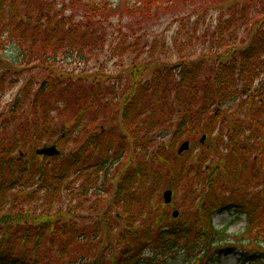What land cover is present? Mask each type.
<instances>
[{
    "label": "trees",
    "instance_id": "16d2710c",
    "mask_svg": "<svg viewBox=\"0 0 264 264\" xmlns=\"http://www.w3.org/2000/svg\"><path fill=\"white\" fill-rule=\"evenodd\" d=\"M188 7L198 18L193 34L181 21L176 64L171 49L154 57L157 42L144 59L149 45L129 44L123 26L110 41L116 18L143 28ZM109 53L132 63L108 75ZM4 55L15 68L0 59V264H210L228 238L217 213L245 215L246 234L264 244V0H0ZM91 63L102 69L62 67ZM200 134L217 146L178 155ZM52 145L59 156L36 154ZM190 177L202 199L178 219L151 208L164 189L178 200ZM84 209L93 215L81 224ZM247 259L264 264V251Z\"/></svg>",
    "mask_w": 264,
    "mask_h": 264
},
{
    "label": "rangeland",
    "instance_id": "374dc122",
    "mask_svg": "<svg viewBox=\"0 0 264 264\" xmlns=\"http://www.w3.org/2000/svg\"><path fill=\"white\" fill-rule=\"evenodd\" d=\"M114 5H120L124 0H111ZM137 2V0H128V5H134ZM197 8L195 7H188L185 10H181L180 12L173 13V14H166L165 16H160L157 20L149 23L147 26H144L143 28H140L139 26L136 25L134 22H130L129 19L124 21V24H120L119 18H116L113 20L114 28L110 29V33L114 34V38L111 39L110 41H116L119 38V35L117 33V29L120 26L124 27L125 33H129V41L128 43H133L136 41V39L141 36L142 38V46L149 45V48L146 50V57L144 59H148L151 56V49L153 45L157 42L158 43V49L156 51V54L154 57L160 58V57H169V51L170 49L172 50L173 54L171 55V58L169 59V63L176 64L178 63L179 56L177 54V50L174 46L175 39L177 37H180L183 40H186V37H184L182 34L179 36V31L181 29V21L185 20V25H186V31L183 34H193V23L197 20L198 16L196 15ZM219 12L218 11H210L208 19H206L207 26L209 24H212V21H214L218 17ZM189 20L190 23H189ZM131 27H135V31H137L136 36H132V31ZM141 29V30H140ZM204 31V28L200 29V33ZM147 35L145 36V34ZM119 41V40H118ZM110 55L109 58H105L106 60L103 63H107L104 72L108 75H119V73L122 74L123 70L129 66L132 61L129 58V56H124L123 59H118V58H113L111 57V54H107V56ZM6 55L0 57L2 62L12 68H15L13 64H11V61L8 57H5ZM126 64V65H125ZM60 67V66H56ZM64 67L65 70L73 73L76 72L75 75H78L80 73L83 74H93L96 71H99L102 69L101 64L97 65L95 63H91L90 65H82V66H71V65H65L62 66ZM38 73L37 70H34L32 72H27L23 78H21L20 83L15 86L12 90H9L2 98V104L3 107H6L8 103H10L13 98L18 94L21 85L23 84L22 82H25V80L30 79L34 76H36ZM124 80L126 78H123ZM238 105L235 107V111H238ZM230 108V107H229ZM234 108V107H233ZM247 109L243 108V112L246 111ZM203 134H200L199 137H197L196 141L191 143L193 145L192 147V152L194 156H197L199 154H202L203 152H206L207 149L214 148L217 146V140L216 137L209 136V139L207 138L204 142V144L200 143V138L202 137ZM183 142V140L180 141L178 144V147L180 144ZM226 142L224 141V145ZM226 146V145H225ZM225 149V148H224ZM223 149V150H224ZM221 153H224L221 151ZM224 180V178H223ZM72 181V189L74 188V184ZM70 183V182H69ZM200 179L199 178H188L186 181H183L181 187V194L179 195V199L177 202L175 201L174 206L167 208V212L172 214V212L177 209L183 212V205H186V208H189L195 197H199L202 199V190L204 188L203 184H199ZM202 183V182H201ZM70 185V184H69ZM165 191V189H164ZM164 191L162 190V193L160 197H157L155 201L153 202L151 208L156 209L158 208L159 204L161 206H164V199H163V193ZM201 199H199L198 205L201 204ZM239 199H241L240 195L237 197L235 196L233 198L232 202H239ZM225 202H229L232 199L230 198V195L228 194L227 196H224L223 199ZM106 206V202L103 203V207ZM34 208V206H33ZM150 208V213L151 209ZM196 208V207H195ZM194 208V210H195ZM198 208V206H197ZM28 209V207H27ZM199 209L197 210V212ZM153 212V210H152ZM81 217L80 223L83 224V221H88L89 220V215H93L92 213H89L87 210H82L79 213ZM149 215V214H148ZM237 215H232L229 213H224V214H216L214 218V225L216 226L217 229L221 230L223 229L227 224H228V231H227V236L226 242H223L221 250H218L215 252L213 256V260L211 264H256L255 262H243L242 259V251L244 250H249L253 252H258V251H264V244L258 245L257 243L252 241V237L248 234H245L246 230V224L244 221H237ZM87 219V220H84ZM135 230H139V235L142 234L143 232V227L142 226H135ZM226 236V237H227ZM251 240V243L247 242L248 240ZM130 243L132 240H129ZM262 249V250H261Z\"/></svg>",
    "mask_w": 264,
    "mask_h": 264
},
{
    "label": "water",
    "instance_id": "95a60500",
    "mask_svg": "<svg viewBox=\"0 0 264 264\" xmlns=\"http://www.w3.org/2000/svg\"><path fill=\"white\" fill-rule=\"evenodd\" d=\"M189 149V143H185L182 145V147L179 150V153H183L184 151H187ZM38 155H45L48 157H54V156H58L60 154V152L57 150V148L55 146L50 147V148H43L39 151H37ZM165 198V203L166 204H170L172 202V191H167L164 195ZM174 217L177 218L178 217V213L176 212L174 214Z\"/></svg>",
    "mask_w": 264,
    "mask_h": 264
}]
</instances>
